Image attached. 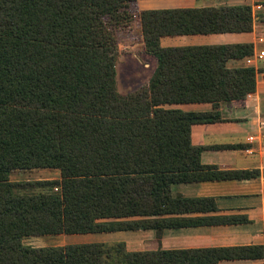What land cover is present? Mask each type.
I'll return each instance as SVG.
<instances>
[{
  "label": "trees",
  "instance_id": "1",
  "mask_svg": "<svg viewBox=\"0 0 264 264\" xmlns=\"http://www.w3.org/2000/svg\"><path fill=\"white\" fill-rule=\"evenodd\" d=\"M135 0H0V264H146L121 243L32 247L24 239L123 229L152 214L177 173L199 165L191 126L255 90L229 67L251 44L163 47L175 35L249 32V6L148 10ZM139 22L156 60L147 85L117 89V33ZM211 103L212 112L165 106ZM53 169L59 179L12 181ZM237 172L235 176H241Z\"/></svg>",
  "mask_w": 264,
  "mask_h": 264
},
{
  "label": "crops",
  "instance_id": "2",
  "mask_svg": "<svg viewBox=\"0 0 264 264\" xmlns=\"http://www.w3.org/2000/svg\"><path fill=\"white\" fill-rule=\"evenodd\" d=\"M244 5L252 11L249 32L160 38L163 47L252 45L251 55L231 59L228 66L253 68L255 90L221 102L216 111L222 120L191 126V144L201 148L199 165L177 173L152 214L122 219L123 229L68 234L58 246L121 243L129 253L145 254L146 264H264V56L258 57L264 52V0H135L131 10ZM136 25L140 31L137 19ZM165 107L214 110L211 103Z\"/></svg>",
  "mask_w": 264,
  "mask_h": 264
},
{
  "label": "rangeland",
  "instance_id": "3",
  "mask_svg": "<svg viewBox=\"0 0 264 264\" xmlns=\"http://www.w3.org/2000/svg\"><path fill=\"white\" fill-rule=\"evenodd\" d=\"M119 55L117 60V89L121 94H127L147 85L155 67V60L144 51L141 32L133 22L129 27L117 33ZM60 173L53 169H35L16 171L11 176L12 181L59 179ZM63 236L30 237L23 240L25 245L32 247H47L62 245ZM58 241V242H55Z\"/></svg>",
  "mask_w": 264,
  "mask_h": 264
},
{
  "label": "built area",
  "instance_id": "4",
  "mask_svg": "<svg viewBox=\"0 0 264 264\" xmlns=\"http://www.w3.org/2000/svg\"><path fill=\"white\" fill-rule=\"evenodd\" d=\"M263 56H264V52L262 51V52L259 53L258 57H263ZM249 59H250V58L247 59L248 62H250Z\"/></svg>",
  "mask_w": 264,
  "mask_h": 264
}]
</instances>
